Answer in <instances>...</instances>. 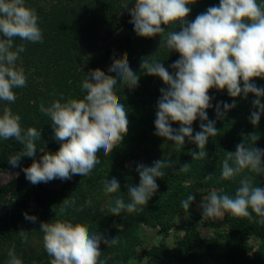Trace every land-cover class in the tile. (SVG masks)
Instances as JSON below:
<instances>
[{
	"label": "clouds",
	"instance_id": "9594fccd",
	"mask_svg": "<svg viewBox=\"0 0 264 264\" xmlns=\"http://www.w3.org/2000/svg\"><path fill=\"white\" fill-rule=\"evenodd\" d=\"M130 0H124L121 8L130 12V23L136 34L143 38L161 37V47L176 51L180 58L171 64L175 70L170 73L163 63L149 62L142 58L140 68L147 75L158 76L167 88H161L157 102L155 135L173 141L177 148L183 147L185 138L194 143L199 151H192V160H201L207 156L205 150L210 137L219 130L216 120H209L207 109L212 107L210 89H226L230 97L249 93L256 99L250 122L258 125L261 113H264V88L257 87L253 81L264 79V0H219L218 6L209 7L189 22L186 18L191 12L189 5L195 0H135L128 8ZM38 15L34 9L26 6L25 0H0V101L14 103L16 88L27 86V77L23 68L16 66L19 54L25 51L23 44L16 47L15 38L31 43H43V32L38 25ZM180 26V31H165L163 26ZM166 33V35H165ZM15 48V50H13ZM153 56V55H152ZM109 72L105 74L99 68L89 72L82 82V99L69 98L54 100L48 107L43 103L40 112L50 117L55 139L60 141L56 153L44 152L40 161L33 160L23 169L26 179L36 185L54 179L70 180L73 175L88 176L100 163L97 153L103 150L105 157L111 155L128 132L129 120L125 105L115 91L119 83L129 88L138 86L139 76L129 66L127 54L114 59ZM118 78V79H117ZM241 81L243 87H241ZM215 105L217 119H223L226 113L236 107L235 101L229 104ZM199 118L200 131L193 136L192 124ZM170 122H178L174 129ZM41 132L34 127L24 130L21 117L5 107L0 115V139L14 138L24 147L22 154L13 155L8 162L18 166L22 156L34 157L37 151L36 140ZM248 137L256 142L255 134ZM264 149L249 147L245 140L236 146L235 152H226L222 162L221 179L231 180L247 170L249 173L264 172ZM231 161V163H230ZM174 161L157 160L152 166L138 164L139 185H126L130 202L125 203L117 197L110 212L120 216L122 212L134 213L143 210L141 206L158 190L157 178L165 175L163 169L171 168ZM189 163H184L179 171L188 172ZM208 175L205 179H211ZM105 194L117 193L120 184L116 178L103 182ZM194 195H188L181 206L189 210ZM89 206L91 201L86 202ZM75 204V199H64L60 215L67 207ZM203 217H219L230 213L235 217L253 219V213L259 217L257 223L264 224V188L254 184L250 175H244L239 181L235 196L218 195L212 191L201 203ZM251 210V211H250ZM25 219L35 222L37 217L24 214ZM43 247L51 258L50 264H104L101 260V241L108 247L117 245L119 236L108 240L98 232L91 233L81 223L56 219L54 222H42ZM23 236L24 233L21 232ZM8 264H23L13 249L8 251Z\"/></svg>",
	"mask_w": 264,
	"mask_h": 264
},
{
	"label": "trees",
	"instance_id": "16d2710c",
	"mask_svg": "<svg viewBox=\"0 0 264 264\" xmlns=\"http://www.w3.org/2000/svg\"><path fill=\"white\" fill-rule=\"evenodd\" d=\"M32 1L42 2V5L34 10L39 17L38 25L43 32V43H31L15 38L16 43L25 46V51L21 54L28 70L33 73L27 77V86L24 87L27 89L26 93L19 95V98L16 97L14 103L0 101V105H6L14 114L21 117L24 130L34 127L38 131L40 129L44 131L50 128L51 120L50 117L40 112L41 103L48 107L52 101L61 99L62 96V102L69 98H83V96H79L81 86L77 84L80 81V76H78L75 66L68 68L69 63L71 61L78 63L82 59L80 45H87L86 42L88 45L94 43L93 41L97 39L94 33L95 29L107 14L113 11L117 0H25V3L36 5ZM214 5L218 6L219 0H195V3L189 5L191 12L186 19L191 22L198 14L206 12L209 7ZM162 27L169 31L181 30L179 24L176 28L163 25ZM0 38H2V34H0ZM251 82L257 87L264 88V79L256 78ZM38 86L47 87L49 94L44 95L39 92ZM241 87H243L242 81ZM20 89L17 88L13 91L16 94ZM209 96L212 97V107L206 110L207 115L209 120H216L215 127L219 132L216 136L210 137L206 144L207 156L204 159L192 160L191 152H198L199 149L187 137L183 147L180 148H177L173 141L163 138V147L160 149L157 147L160 140L154 139L147 148L138 154H133L137 165L152 166L154 161L163 159L175 162L173 167L163 169L164 177L157 178L156 181L159 186L158 190L148 201L149 209L155 211L154 217L158 219H162L167 214L166 208L165 210L159 209V205H161L159 202L175 194L183 195L184 200L188 195L195 196L189 211H191L192 219L197 220V217L194 218L193 208L200 198L199 191L203 188L215 187L220 190L218 195L227 194L234 197L235 191L239 187V181L244 175L252 176L254 184L264 188V172L256 174L245 170L241 176L231 180L221 179L222 162L226 158V152H235L237 144L245 140L249 147H253L255 144V147L264 149V113H261L258 125L253 126L250 122L251 112L258 111L253 107V101L256 97L249 93L247 98H244L243 94L233 98L228 95L226 89L217 90L215 88L209 90ZM260 100L261 103H264V97H260ZM233 101H235L236 107L229 110L223 119H217L215 105L220 103L221 111H223L222 102L231 104ZM201 123H207V121H201L197 118L193 122V136L201 130L199 127ZM179 127L177 125V128L174 129ZM250 134H255L256 142L252 137H248ZM46 137L52 138L53 135L49 134L36 140L37 151L35 156H22L18 166L26 168L31 165L30 163L26 164V162L32 161L36 157L39 149L44 146V141H47ZM23 151V145L14 138L0 141V171L14 168L9 164L8 159L13 155L22 154ZM261 159L264 163V157ZM102 162L100 161L99 164L102 167L92 177L77 175L80 179L71 190L67 191L69 195L54 192L48 187V182L32 184L26 179L24 171L19 177L0 186V204L7 201L3 210L0 211V248L7 245L8 241L13 240L15 234L24 229L30 222L25 219V213L28 215H46V212L50 211V205L61 198L69 200L81 195V202H78L80 205L77 214L78 219L93 233H99V224L102 229L113 217L123 219L125 217L124 212L120 216H114L110 212V215L102 219L99 224L97 222V225L95 219L98 213L95 212V205L90 207L86 203L88 201L86 192L98 190L99 185H101L100 180H103L107 177L108 172H111V163L107 162V165H102ZM184 163L190 164L188 172L179 171ZM136 167L131 175L124 176L120 173L116 174V172L111 174L116 176L120 184L117 193L123 196L125 200L128 198L129 202L130 197L126 185H139V174ZM208 175L213 176L211 179H205ZM187 181L190 182L189 185H185ZM58 203L60 204V201ZM63 206V203L59 205V207ZM68 208L70 207L66 209ZM252 215V220L246 217H230L228 213L221 222L206 220L204 225L214 229L215 235L205 239L199 237L196 223L192 222L188 225L184 237L179 241L174 251H170L161 244L149 250H143L141 253L147 260L146 264H264V224L257 223L259 217H256L254 213ZM130 219L131 215L124 219L129 227L132 223ZM117 236H119V240L125 238V236H129V230L113 232L111 236L103 237L111 240ZM253 238L257 239L260 245L258 251L250 256L249 251L251 249L246 245V242ZM112 248L113 246L108 247L103 243L104 255H110ZM19 255L23 264H38L41 261L50 264L51 258L45 250L35 258L21 252ZM103 261L104 264H110L108 263L110 260Z\"/></svg>",
	"mask_w": 264,
	"mask_h": 264
},
{
	"label": "rangeland",
	"instance_id": "374dc122",
	"mask_svg": "<svg viewBox=\"0 0 264 264\" xmlns=\"http://www.w3.org/2000/svg\"><path fill=\"white\" fill-rule=\"evenodd\" d=\"M32 2L36 3V5L33 3H27L26 6L35 9L42 5V2L40 1ZM123 2L124 0H117L113 11L107 14L105 19L95 29L94 33L96 34L97 39L93 41L94 43L88 45V42H86L87 45H80V55L82 59H80L78 63L71 61L68 66V68L73 66L76 67V72L79 74L78 76H80V81H78L77 84L81 86L86 75L94 70V68H99L107 75L116 76L115 72H109V67L114 59H120L126 53L130 68L139 76L138 86L134 88H129L127 85H121L119 80L115 86L116 94L118 95L120 102L125 105L126 112H128L129 127L122 143L113 150L110 156L105 157L103 150L97 153L99 161H103L102 165H107V162L111 163L110 167H112V169L111 172H108L107 177L100 180L99 183H101V185H99L100 187L98 190L90 193L86 192L87 200L91 201L90 207L94 204L96 208L95 212L98 213L95 219L96 224L97 222L99 224L102 219H105L110 215L109 209L114 205V201L117 197H122L125 203L129 202L128 198L125 200V198L118 193L105 194L102 182L105 179L110 181L112 178H116V176L111 175L112 172H116V174L120 173L124 176L131 175L137 166L133 154L140 153L147 148L154 139L160 140V143L157 146L158 148L162 149L163 147V137L155 135L156 129L154 122L156 119V112L158 111L157 102L161 96L160 89L167 88L168 85H165L162 79L158 76L147 75L141 70L140 64L142 58H147L149 62L158 61L163 63V66L173 74L175 70L171 68V64L180 58L179 53L174 52V50L169 51L166 47L160 48L161 37L159 35L152 38L138 36L134 31L133 24L130 23V12L126 8H121ZM134 5L135 0H130L128 8H132ZM165 31L169 30L165 29ZM14 45L18 47L20 44L16 43L14 40ZM13 50H15V48ZM16 66L24 69L26 77H29L33 73L28 70L25 59L21 53L16 61ZM38 87L40 88L39 92H42L44 95L49 94L47 87ZM26 92V88H21L20 91L16 93V97L19 98V95ZM83 95L84 92L82 91V87H80L79 96L82 97ZM5 107L6 105L4 104L0 105V115H2ZM170 123L173 128H177V125L179 127L178 122ZM39 131L41 132L40 137L42 138L49 134H52L53 137H46L47 141H44V146L39 149L36 157L33 158L32 161H27L26 164H31L33 160L40 161L44 152L54 154L60 148L61 142L55 139L52 124L49 129H45L44 131L40 129ZM0 141L4 140L0 139ZM99 164H97L92 172L86 177H92L97 174L102 167L99 166ZM23 169V166H17L7 171H0V186L19 177L23 173ZM79 179L80 178L77 175H73L70 180L62 181L57 178L49 181L48 187L54 192L69 195L67 191L71 190ZM189 184V181L185 183V185ZM212 191H216L217 194L220 192V190L215 187L203 188L199 191L200 198L194 204L193 208V215L194 218H198L197 220L192 219L191 211L185 210L179 205L181 201L184 200L182 198L183 195L175 194L172 197L159 202V204H161L159 205V209L161 208V210H165L166 208L167 210V214L164 215L162 219L154 217L155 211L149 209L147 203V205L141 206L143 210L140 212H124L125 214H123L125 217L121 220L117 217H113L108 220L102 229L99 224L98 230L99 234L102 236H111L113 232L129 230V236L121 238L119 240L120 242L113 246L110 255H104L103 241H101V259L106 261L110 260V262L108 261L110 264H146L147 260L141 253L143 250H149L150 248L162 244L170 251H174L177 248L179 241L184 237L188 225L192 222L194 224L196 223L197 232L200 238L205 239L213 237L215 235V230L204 225V222L206 220L221 222L225 218L226 213L219 217H203V209L200 205ZM77 196L78 198H74L75 204L70 208L65 209L63 215H60L61 207H59V205L63 203L64 198L51 204L50 211L46 212V215H34L37 217L35 222L30 221L24 229H21V231L15 234L13 240L8 241L7 245H3L0 248V264H8V251L13 248L19 258H21L19 255L20 252L25 255L27 254L28 256L32 255L34 258L41 254L45 250L43 247V233L40 230V224L42 222L51 223L56 219H61L68 220L74 224L81 223L77 215L80 210L78 202H81V195ZM59 201L60 204L58 203ZM6 202L0 204V211L3 210ZM129 215H131L130 222H132L130 227L127 221H124ZM228 215L230 217H235L230 213H228ZM89 231L93 233L90 228ZM21 232L24 233L23 236L21 235ZM246 243L251 249L249 251L250 256L252 253L258 251L260 242L257 239H250ZM38 264H45V262L41 261Z\"/></svg>",
	"mask_w": 264,
	"mask_h": 264
}]
</instances>
